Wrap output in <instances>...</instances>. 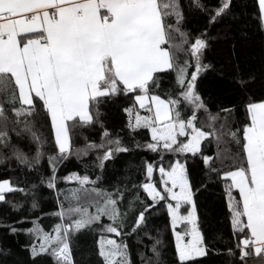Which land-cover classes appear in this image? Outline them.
Here are the masks:
<instances>
[{
	"label": "snow or ice",
	"instance_id": "6c2138e0",
	"mask_svg": "<svg viewBox=\"0 0 264 264\" xmlns=\"http://www.w3.org/2000/svg\"><path fill=\"white\" fill-rule=\"evenodd\" d=\"M255 3L264 30V0ZM189 8L205 17L195 33L185 27L182 0H0V164L15 161L39 175V185L29 187L0 180V202L19 211L23 201H8L7 195H31L32 212L40 207L35 191L40 185L57 194L51 215L59 219L49 230L40 217L0 222L8 235L29 236L22 247L33 260L46 256L52 264H77V236L97 230L102 264H132L130 236L140 243L151 241L144 245L147 252L137 253L141 264H167L160 230L151 235L150 218L161 207L169 218L179 264L204 257L209 247L197 196L209 185H220L236 239L223 254L229 264H264V99L249 97L239 106L217 103L213 111L212 98L200 91V81L209 72L223 77L229 71L230 83L241 95L255 83L256 74L242 71L238 63L217 68L209 58L217 42L228 40L233 57L237 55L232 26L216 25L228 18L238 21L245 13L235 11L234 0H216L214 5L189 0ZM173 73L169 89L162 92V77ZM121 96L131 99L123 109L128 128L150 133V140L131 148L102 119L103 107ZM137 105L147 114L141 115ZM45 127L47 135L41 130ZM95 127L101 129L98 143L83 135ZM80 137L84 143L78 146ZM24 140L34 151L21 147ZM133 149L159 157L143 160L144 179L129 184L125 176L111 191L96 187L107 164ZM92 154L95 180L77 172L58 175L69 157L83 162ZM166 156L175 158L165 163ZM45 158L47 177L39 172ZM197 161L202 165L199 180L189 168ZM60 181L77 182L72 197L59 198ZM88 206L95 211L89 212ZM105 217L109 223L103 222ZM25 223L31 227H18ZM10 255L11 248L0 243V264H8Z\"/></svg>",
	"mask_w": 264,
	"mask_h": 264
},
{
	"label": "trees",
	"instance_id": "16d2710c",
	"mask_svg": "<svg viewBox=\"0 0 264 264\" xmlns=\"http://www.w3.org/2000/svg\"><path fill=\"white\" fill-rule=\"evenodd\" d=\"M206 3L215 4L216 0H205ZM185 6V27L193 33L200 31L204 25L205 17L197 9L189 8V0H182ZM236 5L235 11L245 13L238 21H233L231 18L222 21L221 24L216 25V28H221L225 24L231 25L232 35L236 38L237 55L233 57L231 42L220 41L217 42L210 54V59L219 68L223 66L225 69H231L235 64H239L240 69L246 73H254L257 76L255 83H252L249 90L241 95L236 92L230 83V72L225 71L224 76L218 73L209 72L200 81V91L203 96L211 97L213 103L210 105L215 111L217 103L221 106L229 104L241 105L242 102H247V98L264 99V86H262V78H264V30L257 18L255 0H234ZM243 5V8H241ZM241 32L246 33V36H241ZM174 80V73L172 75L163 76L161 80V91L166 92L171 82ZM166 98V97H165ZM131 104V99L121 96L120 99L113 103H109L103 107L104 113L102 119L106 127L110 130L113 136H120L125 145L132 147L135 142L143 143L150 140V133L143 128L135 131L128 128L129 117L123 109ZM138 109V107H137ZM140 114L146 113L144 109H138ZM241 113L243 109H240ZM190 114V113H186ZM39 127V125H38ZM45 135L48 129L45 127L41 129ZM207 130V129H205ZM101 129L95 127L92 129H85L83 135L90 140L97 143L100 139ZM83 138L75 140L76 145H82ZM21 147L25 150H33L34 145L30 144L28 140L21 142ZM215 150V145L210 146ZM51 150V149H49ZM210 154V153H209ZM157 154L147 151L146 149H133L128 153H121L117 156L114 162L107 164L103 171L102 181L96 184V187L112 190V186L117 182L123 181L125 176L129 177V184L142 181V162L143 160L155 161L158 160ZM175 157L166 156L165 163L169 159ZM94 154L90 155L83 162L78 161L75 156L69 157L58 169V175L64 177L72 172H77L79 175L88 174L91 179L95 180L98 170H93L92 161ZM88 165V168H85ZM202 165L197 161L195 164L190 163L189 168L194 179H201ZM45 177L50 174L46 158L42 161L39 169ZM8 179L19 187H29L32 184L39 185V175L35 171L28 170L24 167L18 166L15 161L11 162L9 166L7 163L0 164V180ZM155 179L159 180V173H155ZM79 185L76 181H60L58 188L63 192L59 198L64 199L65 195L72 197L74 189ZM89 187H91L89 185ZM36 200L39 204V210L29 212L31 206L32 196L25 195L20 192H14L7 195L6 199L11 202L23 201L21 210L13 211L10 204L0 202V222L12 223L17 221L21 216H28L29 220L32 217H40L39 223L49 230L51 226L58 222L57 217H53L51 213L57 209L56 192L49 190L46 185H40L36 190ZM198 214L201 221V230L205 235L208 243L209 251L206 256L195 258L192 261H187L185 264H229V257L223 253L230 247H234L236 243L235 237L232 236L230 222L227 216V208L222 197V186L209 185L207 191H202L197 196ZM72 205H76V201H71ZM68 202H65L67 206ZM89 212H94L95 207L88 206ZM43 213V215H42ZM104 223H109L107 218H102ZM152 227L151 235L155 236L156 229L160 230L161 238L164 241V258L167 264H179L175 254L174 237L169 227V218L166 210L161 209L153 214L150 218ZM18 227H31L30 223L18 225ZM182 230V229H178ZM111 235L113 238L114 234ZM100 233L97 230H90L82 232L76 238L78 249L74 251V256L77 259V264H102V258L98 256V247L96 241L99 239ZM29 236L21 233L18 236L8 235L7 229L0 227V243L11 248V255L8 257V264H52L51 259L42 256L36 260L30 257V254L22 245L28 242ZM130 250V259L132 264H141L138 257V251H145L147 249L144 245L150 244L151 241L143 239V243L137 242L135 236H130L127 239Z\"/></svg>",
	"mask_w": 264,
	"mask_h": 264
},
{
	"label": "rangeland",
	"instance_id": "374dc122",
	"mask_svg": "<svg viewBox=\"0 0 264 264\" xmlns=\"http://www.w3.org/2000/svg\"><path fill=\"white\" fill-rule=\"evenodd\" d=\"M147 114V112L146 113H143V114H141V115H146ZM134 119V118H133ZM174 237V236H173ZM174 242H175V238H174Z\"/></svg>",
	"mask_w": 264,
	"mask_h": 264
},
{
	"label": "crops",
	"instance_id": "0c3cea01",
	"mask_svg": "<svg viewBox=\"0 0 264 264\" xmlns=\"http://www.w3.org/2000/svg\"><path fill=\"white\" fill-rule=\"evenodd\" d=\"M137 107H138V105H137Z\"/></svg>",
	"mask_w": 264,
	"mask_h": 264
}]
</instances>
